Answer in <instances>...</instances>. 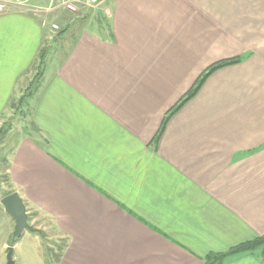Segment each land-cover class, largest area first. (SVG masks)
I'll use <instances>...</instances> for the list:
<instances>
[{"label":"crops","instance_id":"0c3cea01","mask_svg":"<svg viewBox=\"0 0 264 264\" xmlns=\"http://www.w3.org/2000/svg\"><path fill=\"white\" fill-rule=\"evenodd\" d=\"M48 3L0 12V117L51 37L49 22L82 15V6L43 11ZM96 5L100 21L65 26L47 52L33 129L7 157L11 191L63 239L55 264H204L263 235L264 0ZM234 57L158 135L199 75Z\"/></svg>","mask_w":264,"mask_h":264},{"label":"rangeland","instance_id":"374dc122","mask_svg":"<svg viewBox=\"0 0 264 264\" xmlns=\"http://www.w3.org/2000/svg\"><path fill=\"white\" fill-rule=\"evenodd\" d=\"M100 1V0H98ZM82 7L81 16L69 14H56L53 21L58 24V29L49 32L51 37L43 44L44 56L37 59L34 66L25 74L23 78L21 94L14 106L0 117V201L8 192H12L9 177L6 172L7 157L18 136L33 129L31 121V109L33 106V95L36 89L38 74L44 69V58L48 51L59 46V37L64 34L65 26H78L86 21L98 22L101 20L98 7ZM66 35L69 34L67 30ZM71 33V31H70ZM58 37V38H57ZM21 98V100H20ZM27 212V210H26ZM28 223L35 228V231L24 230L17 237L13 244L12 260L16 264H51L54 263L57 254L60 252L63 239L55 231L49 221L42 218L34 211L27 212ZM12 221L11 217L4 211L0 202V264H6V248L11 243L10 230L6 221ZM6 240L7 246L3 247L2 242Z\"/></svg>","mask_w":264,"mask_h":264},{"label":"trees","instance_id":"16d2710c","mask_svg":"<svg viewBox=\"0 0 264 264\" xmlns=\"http://www.w3.org/2000/svg\"><path fill=\"white\" fill-rule=\"evenodd\" d=\"M44 56V49L41 50L39 57L42 59ZM240 60V57H234L230 59H224L217 61L213 63L212 65L208 66L197 78L195 83L191 86V88L180 98V100L166 113L162 124L160 126L158 135L162 132L166 122L168 119L183 105L185 104L189 99H191L197 91L200 89L203 82L206 80V78L213 73L215 70L224 67L229 64L236 63ZM21 100V98H20ZM157 135V136H158ZM8 192L7 194H9ZM5 194V195H7ZM13 243H10L12 245ZM255 250H260L261 256L264 257V234L256 236L250 240H247L245 242H242L240 244H237L231 248H229L226 251L223 252H217V253H209L205 257L204 264H222L224 260L232 255L238 254V253H244V252H253ZM60 255L59 253L56 256V259L54 260L55 264L57 260L59 259Z\"/></svg>","mask_w":264,"mask_h":264},{"label":"water","instance_id":"95a60500","mask_svg":"<svg viewBox=\"0 0 264 264\" xmlns=\"http://www.w3.org/2000/svg\"><path fill=\"white\" fill-rule=\"evenodd\" d=\"M0 202L4 211L12 218L14 223L11 234V243H13V241L19 237L24 230L35 231V228L27 221L28 217L25 204L17 192L14 191L5 195ZM12 252V245L7 246L6 264H14V261L12 260Z\"/></svg>","mask_w":264,"mask_h":264},{"label":"built area","instance_id":"2783aa9c","mask_svg":"<svg viewBox=\"0 0 264 264\" xmlns=\"http://www.w3.org/2000/svg\"><path fill=\"white\" fill-rule=\"evenodd\" d=\"M49 3L43 11H51L55 9H63L70 13H76L79 7H92L97 4L98 0H48ZM30 3V0H0V12H6L11 9L26 8ZM41 10V11H42ZM45 24V21H43ZM51 30H57L58 24L51 21L49 22Z\"/></svg>","mask_w":264,"mask_h":264}]
</instances>
